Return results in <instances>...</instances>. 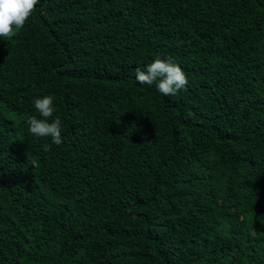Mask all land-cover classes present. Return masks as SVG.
Wrapping results in <instances>:
<instances>
[{"label": "trees", "instance_id": "16d2710c", "mask_svg": "<svg viewBox=\"0 0 264 264\" xmlns=\"http://www.w3.org/2000/svg\"><path fill=\"white\" fill-rule=\"evenodd\" d=\"M0 264H264V0H39L0 38Z\"/></svg>", "mask_w": 264, "mask_h": 264}, {"label": "clouds", "instance_id": "9594fccd", "mask_svg": "<svg viewBox=\"0 0 264 264\" xmlns=\"http://www.w3.org/2000/svg\"><path fill=\"white\" fill-rule=\"evenodd\" d=\"M39 0H0V37L10 39L16 30L22 29L36 10ZM135 79L140 85L155 84L159 93L164 96H175L187 90L189 83L186 73L171 58L162 60L157 57L147 65L145 70L136 69ZM55 97L45 95L34 100L35 109L43 119L33 116L29 120V131L36 137H51L56 145L62 143V121L56 117L51 123L48 118L56 111Z\"/></svg>", "mask_w": 264, "mask_h": 264}, {"label": "rangeland", "instance_id": "374dc122", "mask_svg": "<svg viewBox=\"0 0 264 264\" xmlns=\"http://www.w3.org/2000/svg\"><path fill=\"white\" fill-rule=\"evenodd\" d=\"M16 33H17V30H16ZM16 33H15V34H16ZM0 38H2V37H0Z\"/></svg>", "mask_w": 264, "mask_h": 264}]
</instances>
